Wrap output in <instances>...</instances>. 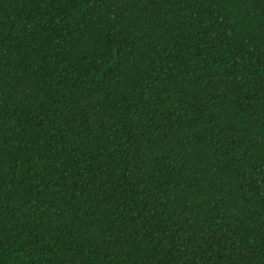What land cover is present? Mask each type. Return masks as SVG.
<instances>
[{"label":"trees","instance_id":"1","mask_svg":"<svg viewBox=\"0 0 264 264\" xmlns=\"http://www.w3.org/2000/svg\"><path fill=\"white\" fill-rule=\"evenodd\" d=\"M0 264H264V0H0Z\"/></svg>","mask_w":264,"mask_h":264}]
</instances>
